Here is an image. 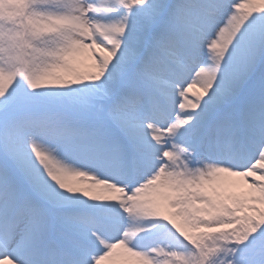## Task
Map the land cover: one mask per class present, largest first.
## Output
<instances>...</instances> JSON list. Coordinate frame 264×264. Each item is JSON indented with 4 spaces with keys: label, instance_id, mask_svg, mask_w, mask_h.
<instances>
[{
    "label": "snow or ice",
    "instance_id": "snow-or-ice-1",
    "mask_svg": "<svg viewBox=\"0 0 264 264\" xmlns=\"http://www.w3.org/2000/svg\"><path fill=\"white\" fill-rule=\"evenodd\" d=\"M0 264H264V0H0Z\"/></svg>",
    "mask_w": 264,
    "mask_h": 264
}]
</instances>
